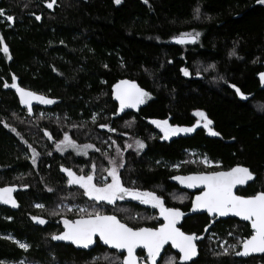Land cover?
<instances>
[{"label": "trees", "instance_id": "16d2710c", "mask_svg": "<svg viewBox=\"0 0 264 264\" xmlns=\"http://www.w3.org/2000/svg\"><path fill=\"white\" fill-rule=\"evenodd\" d=\"M43 1L0 0V37L9 49L8 54L0 50V185L22 192L23 210L19 219L0 220V228L27 238L31 254L43 258L44 250L52 246L45 233L53 226L35 227L26 210L42 202L46 205L42 212L49 217L45 210L54 199L85 204L89 198L84 189L69 185L63 169L87 174L91 160L100 171L110 168L118 158L116 144L124 129L145 142L141 154L132 157L129 173L137 184H129L131 189L161 184L166 186L161 193L167 195L174 187L170 182L174 172L167 163L184 159L186 149H197L221 161L224 168L249 167L257 175L250 191H264V89L259 81L264 70V4L123 0L116 6L112 0H70L51 14ZM7 16L14 19L8 26L1 24ZM193 33H199L195 43H171L175 37ZM13 75L17 86L41 93L54 104L29 111L19 102L15 88L4 87L12 84ZM122 80L137 83L149 98L137 110L118 115L115 86ZM40 110L59 112V117L41 116ZM197 111L205 113L219 135L200 130L169 144L159 141L147 122L171 116L191 125ZM95 112L99 117L93 121ZM68 131L80 142L93 143L96 150L89 157L60 153L57 144ZM233 222L217 223L212 231L222 237L229 232L251 234L247 228L242 234ZM209 224L206 215L184 224L185 230L202 237L197 263L264 264V255L240 260L215 250L211 228H205ZM20 255L14 244L0 239V258Z\"/></svg>", "mask_w": 264, "mask_h": 264}, {"label": "snow or ice", "instance_id": "6c2138e0", "mask_svg": "<svg viewBox=\"0 0 264 264\" xmlns=\"http://www.w3.org/2000/svg\"><path fill=\"white\" fill-rule=\"evenodd\" d=\"M147 2V0H145ZM56 0H50L47 6L52 8ZM119 4L120 0H115ZM257 3L264 4V0H257ZM199 10L197 9V12ZM2 12V10H0ZM39 19L40 17H36ZM8 21H12V16H7ZM199 36V33L191 34L194 40ZM179 43H184V39L180 38ZM0 45L5 54H8L9 49L6 44H3L0 37ZM234 54V53H232ZM184 75H188L187 69H182ZM261 82L264 83V73H260ZM123 86V87H122ZM4 87H12L20 93L21 103L30 104L32 99L39 100L44 104H51V99H46L43 96L35 95L30 91H25L19 88L16 84V77L13 75L12 84H4ZM116 87V98L120 101L121 109L129 103L135 107L139 103L144 102V98L149 94L143 89L138 88L134 82L121 81ZM232 87L235 88V85ZM237 93L242 98H246L245 94L236 89ZM31 111V108H29ZM196 115L203 118L204 127L208 128L212 121L208 120L203 111H197ZM95 117H93L94 119ZM164 132V137L177 132H192L196 125L192 127H177L170 126L167 120L153 121ZM200 121H197V125ZM107 127V125H101ZM114 131V129H112ZM212 135L219 133L211 132ZM137 146L143 148L141 141H137ZM93 145H76L75 141L71 140L67 133L64 134V140L57 144V148L61 151L64 148H74L83 151L86 148H91ZM33 151V163L37 155L35 149ZM94 167V166H93ZM69 177V185H79L84 189V195L93 198L97 201H107L114 203L117 199L123 200L125 196H131L133 199L140 200L145 204H153L160 209V215L164 218V223L158 228H130L126 224L121 223L116 216L100 215L93 213L87 215V218L81 216L76 220L63 221L64 231L59 235H53L54 240L70 241L73 244L88 248L94 243V237L99 236V239L104 244L111 245L116 249H126L128 255L124 257L123 264H137L133 255V250L141 245L147 249V260L149 264H155V259L160 253L164 244L171 241L173 247L179 250L180 261H188L196 255V245L194 241L198 238L195 234H185L176 227V223L184 214L179 209H169L163 206L161 200L151 192H141L136 189L125 188L122 186L117 174V168L108 169V175L112 177L111 183H104L102 186H97L93 183V175L77 176L71 169H63ZM181 183H188L189 187H195L197 184L205 185V191L195 197L193 201V209H206L208 213H215L219 216L234 213L236 216L242 217L251 222L253 233L250 237H242L238 243L242 246V251L237 252V255H249L251 253H264V192L256 193L253 196L242 197L233 194L232 189L235 185H242L247 180L252 179V173L245 167H234L228 172H211L208 174H198L188 177H175ZM13 188H0V201L15 206V200L11 197ZM43 207V205H37ZM84 209H81L83 212ZM34 221L44 224L45 220L40 217H32ZM19 243V242H18ZM21 248H27L25 243H19ZM234 247V246H233ZM169 264H174L170 261Z\"/></svg>", "mask_w": 264, "mask_h": 264}, {"label": "flooded vegetation", "instance_id": "af4514ba", "mask_svg": "<svg viewBox=\"0 0 264 264\" xmlns=\"http://www.w3.org/2000/svg\"><path fill=\"white\" fill-rule=\"evenodd\" d=\"M65 1H70V0H56V3L53 5L52 8H49L47 6L48 2H50V0H44L42 3V6L45 7V9L50 12L51 14H54L57 9H59L60 7H63L62 4ZM85 2H87V0H83ZM112 2L116 5L119 6L123 0H120V3L117 4L115 3V0H112ZM148 5V3H146ZM2 10V9H0ZM3 13V12H1ZM49 14V16L51 15ZM37 17H39V15H37ZM4 20H7L6 18H3ZM39 22L41 23V16L38 19ZM12 24L13 22L10 21ZM7 25V23L5 24ZM145 103H141L140 106L144 105ZM196 114V113H195ZM195 121L191 124V125H187V124H181L179 122H176L171 116L166 117V118H160L162 120H167L168 124L170 126H188V127H192L193 125H196V127L194 128V130L192 132H177L175 134L169 135L167 138H163L164 137V132L162 131V129L160 127H158L157 125L154 126L153 128L156 130V135L158 136L159 141H161V139H164V141L161 142H166V143H171L175 140H180V139H185L186 137H191L193 135H195L196 132L200 131V130H204L206 135H212L211 132H213V130L211 129V124L209 125L208 128L204 127V124L201 122L203 118L198 117L197 115ZM200 121V123L197 125V121ZM169 138H172L171 141H167ZM190 152H192V156H191V160H194L195 165L193 164H188L187 162V157L189 156ZM208 158V160L210 161V164H208V167H206L205 169L198 166L197 165V161H200L201 158ZM167 165L169 166L170 170H172L174 173L171 175L170 177V182L174 185V187L169 190L167 193L171 194L174 191H178V192H182L185 195H188L189 198H185V200L183 201H176V200H172L168 194H162L161 190H165L166 186H160L161 184H157L155 185V188H153L154 186H152L150 189H145L143 190L142 188H138L136 190H139L141 192H151L154 193L156 197H158L161 202L163 203V206L165 208H169V209H179L181 210L183 213H187L188 211L191 210L192 207V202L194 197L201 193V191L195 190V191H191V190H187V189H183L181 188L178 184L173 182V178L175 176L178 175H189V174H193V173H211V172H218V171H225V170H229L232 167L229 168H224L222 165L221 161H214L212 160L207 154L205 153H201V151L197 150V149H186L185 150V158L182 160H178V161H172V162H168ZM239 165V164H238ZM137 183L135 182L133 185H136ZM253 183H249L247 185V187H239L236 191L237 195L242 196V197H249V196H253L256 193L259 192H264L263 190H254V191H250V185H252ZM8 186L6 185H0V188L6 187ZM159 187H162V189H160ZM22 192H20L19 190H15V192H11V197L16 201L19 202L20 204V197H21ZM164 195V196H163ZM121 202V201H120ZM123 204L129 205L132 210L134 211V213L137 212H145L148 215H151L154 218H150L149 220H142L140 222H138V224H134L129 222L128 220H125L124 218H122L118 213L111 211V210H107V211H103V212H99L98 214L100 215H115L117 216L123 223L129 225L132 228H142V227H148V228H158L161 224H163V220L161 218L160 215V209L159 207L154 206L153 204L149 203V204H145L142 203L140 200L137 199H131L128 198L127 196H125V198L122 200ZM35 207L33 208V210H26V215L28 217V219L30 220V222L37 228H42V229H46L50 226H53L49 231V233H45L47 234L45 237L49 238L50 241H52L54 243L55 248L53 247V243L50 242L52 244V246H50L48 249H45V255L43 256V258L34 256L31 254L32 252V243L27 240V238H23L18 236L13 230H10L8 228H0V239L7 241V242H11L12 244H14L15 248H17L18 250L21 251V255L19 257H13L10 258V256H4L2 258H0V264H123V260L124 257L126 256V253H120L116 250H111L107 247H104L101 245L99 238H97L95 240V245L92 248H83L80 246H77L75 244H73L70 241H63V240H54L52 239L53 235H59L60 233H62L65 229H64V223L63 221L65 219L67 220H76L77 218H80L81 216L87 217V215H89V213L87 212V209L84 210L83 213L80 212V210L78 208H74L72 206H64L63 204H60L56 207H49L45 210V212L49 213V217L47 215H44V213L42 212L43 208L46 207V205L42 202H35L34 203ZM37 205H43V207H37ZM135 205V207L133 206ZM141 207V208H139ZM52 208H54V214L51 213ZM21 204L20 206H18L17 208H13L11 206V204L8 203H4L2 201H0V220L5 221V222H9V221H13L15 219H19L20 216L18 213L19 210H21ZM23 212V210H21ZM21 215V214H20ZM197 215H206L209 219L210 224L205 227L206 230L209 229V227H214L217 225V223H224L228 220H231L233 222V227L235 229H238L241 231L242 234L245 233V229L247 228L248 230H251V234L247 237H250L253 233V229L251 228V223L250 222H243L240 221L237 218H228V219H223L220 218L218 216L211 218L209 217L207 214H196L190 217H186L182 224H181V229L183 230L184 233L186 234H195L197 235V232L194 231H187L184 228V224L185 222L188 220L190 221V223L192 222H197ZM34 216H40L43 217L45 219H47V223L45 226H41L38 225L34 222V220L32 219V217ZM229 229V228H227ZM195 230V229H194ZM210 232H216V231H211ZM209 232V233H210ZM217 235H221L219 232H216ZM200 237V236H198ZM244 237L241 234H236V233H228L227 234V238H225L226 243L225 246H228V248L226 249L225 252H228L233 254L236 258L243 260V259H247V258H239L238 255L236 254L237 252L241 251L242 246L238 243V241L240 240V238ZM202 238V237H201ZM246 238V237H245ZM202 241V239H201ZM25 243L28 245V247L25 248H21L19 246V243ZM200 246V252H201V242L199 243ZM234 246V247H233ZM64 249L66 250V255H64ZM218 251H220L219 249H216ZM74 252L79 253L80 256L78 258V255L74 256ZM109 253V258H105L104 254L105 253ZM179 256L180 254L175 252L171 245H169L165 251L164 254L161 256V258L159 259V261H157L155 264H169L170 261L174 262V264H182L180 263L179 260ZM137 259L139 264H149L148 260H147V253L145 250H138L137 251ZM189 264H200L197 263V259L192 261ZM242 264H248V263H242Z\"/></svg>", "mask_w": 264, "mask_h": 264}, {"label": "rangeland", "instance_id": "374dc122", "mask_svg": "<svg viewBox=\"0 0 264 264\" xmlns=\"http://www.w3.org/2000/svg\"><path fill=\"white\" fill-rule=\"evenodd\" d=\"M16 84H17V82H16ZM148 98H149V96L144 98L143 103H145ZM46 99H49V98H46ZM52 101H53V103H51V104H44L43 103V104H41V106L42 107L52 106L55 102L54 100H52ZM260 109H262V108H260ZM39 115L46 116V117H59V112H47L44 110H40ZM93 117H95V118L92 120L96 121L97 118L99 117V112H95V115H93ZM201 122L204 124L203 119ZM105 125H107V124H105ZM125 130H128V129H124L123 132H121L122 140L119 144H116V148H117V152H118V158L116 159L115 162H113V163L111 162L112 166L110 168L116 167L117 168V174H118V177L120 179L122 186L125 188L131 189V186L129 184L135 183L134 177H131L130 173H129L130 170L132 169V165H131L132 164V157L134 155L139 156L141 154V151H142V148H139L137 146L136 142L141 141L143 143V145H145V142L141 138H139L135 133H133L130 129L128 131H125ZM66 133L71 138V140L75 141L76 145H79V146L93 145V147L86 148L83 151H80V150L74 149V148H64V150L61 151L60 149L57 148V150L60 153L72 152L75 155L80 156V157H89L91 155V152L96 150V147L93 143L80 142L79 139L73 137V134L71 131H68ZM63 140H64V136H63V139L61 141H63ZM191 156H192V152H190L189 156L187 157L188 158L187 162H188V164L195 165V163H192V162H194V160H191ZM129 157H131V158H129ZM208 164H210V161L208 160V158H205V157L201 158L200 161H197V165L204 168V169L206 167H208ZM90 165L91 166H90L87 174H83V175L82 174L80 175L77 173H75V174L77 176H85V177L88 176L89 174L93 175V183L96 184L97 186H102L104 183H111L112 182V177L108 175V169H110V168L106 169L105 167H103V169L100 171L99 167L96 165L94 160H91ZM159 188L162 189V187H159ZM167 194L169 197L171 196L170 198L172 200H176V201H183V200H185V198H187V199L189 198L188 195H185L184 193L178 192V191H174L171 194H169V193H167ZM88 198H89V200L83 205L78 204V203L71 204L67 201H61L58 199H54V201L50 204V207H56L60 204H63L64 206L68 205V206H72L74 208H78L80 210V212H81V209H84V210L87 209V212L89 214L111 210V211L118 213L125 220H128L129 222L134 223V224H138V222H140L142 220H149L150 218H154L145 212H137V213L133 214L134 211L132 210V208L129 205L123 204L121 199H117L114 203H108L107 201H97L93 198H90V197H88ZM83 212H81V213H83ZM51 213L54 214V208H52ZM209 237H210L211 242H215L214 243L215 246L213 245L215 250L220 248V252L228 254V252H225L226 249L228 248V246H225V243H226L225 238H227V237H222L221 235H217L216 232H210ZM109 256L110 255L107 252L104 254L105 258H109Z\"/></svg>", "mask_w": 264, "mask_h": 264}, {"label": "water", "instance_id": "95a60500", "mask_svg": "<svg viewBox=\"0 0 264 264\" xmlns=\"http://www.w3.org/2000/svg\"><path fill=\"white\" fill-rule=\"evenodd\" d=\"M12 21H14V20H12ZM180 38L184 39L185 42H184V43H179L178 41H179ZM196 41H197V38L193 40V39L191 38V35H186V36H178V37L173 38V39L171 40V43H173V44H182V45H185V44H192V43H195ZM261 73H264V70H263ZM122 81L133 82V81H130V80H122ZM259 81H260V88L264 89V83L261 82L260 75H259ZM120 82H121V81H120ZM120 82H119V83H120ZM134 83H135V82H134ZM135 85H136L138 88H140V87L137 85V83H135ZM18 87L24 89L25 91H30V92L34 93L35 95L45 97L43 94L38 93V92H35V91H33V90H31V89H28V88H26V87H23V86H18ZM122 87H123V86H122ZM140 89H141V88H140ZM15 92H16V95H17V97H18L19 102L21 103L20 93H18L17 90H15ZM115 95H116V91H115ZM117 101H118V104H119V109H118V113H119V114H118V115H122L123 113H126V112L135 111V110H137V108L141 105V103H139V104H137L135 107H133V106H131V104L129 103L126 107H124L123 109H121L120 101H119L118 99H117ZM21 104H22L23 106H25L26 108H28V109H29V108L33 109L34 107H36V106H38V105H41V104H43V103H41L39 100L32 99V100L30 101V104H23V103H21ZM153 121H163V120H159V119H151V118H150V119H148L147 122H148V124H150V125H152V126H156L157 124L153 123ZM177 127H188V126H177ZM171 139H172V138H169L167 141H171ZM161 141H164V139H161ZM237 166L245 167V168L249 169V171L252 173V179L247 180V181H246L244 184H242V185H239V184H238V185H235V186L233 187V189H232L233 194L236 195V196H239V195H237V193H236L237 189H238L239 187H247V185H248L249 183H253V182L256 180L257 175H256V174H255V173H254L249 167H247V166H245V165H235L234 167H237ZM234 167H232V168H234ZM232 168H231V169H232ZM231 169H229V170H231ZM229 170L218 171V172H228ZM198 174H208V173H193V174L184 175V176H182V175H178V176H175V177H188V176H193V175H198ZM175 177H174V178H175ZM174 178H173V182L176 183V184H178V185H179L181 188H183V189H187V190H191V191L198 190V191H201V193L205 191V185H203V184H197L195 187H189L187 182H185V183H181L180 180H178V179H174ZM6 187H11V188H13V186H11V185H8V186H6ZM3 188H5V187H3ZM12 192H15V188H13V191H12ZM201 193L197 194L196 196L200 195ZM196 196H195V197H196ZM127 197L133 199L131 196H127ZM195 197H194L193 201L195 200ZM11 206H12L13 208H17L18 206H20V204H19L18 201H16L15 206H13L12 204H11ZM180 212H182V211L180 210ZM182 213H183V212H182ZM183 214H184V215L181 216V217L179 218V220L177 221V223H176V227L179 228L180 231H182V232H183V230L181 229L180 226H181L183 220H184L186 217H190V216H193V215H196V214H207V215H208L209 217H211V218H214V217L218 216V217L223 218V219H228V218L233 217V218H237V219H239L240 221H243V222H250V221H248V220L243 219L242 217L236 216L234 213H228L227 215L219 216V215H217V214H215V213H212V214L208 213L206 209H193V202H192L191 210L188 211L187 213H183ZM110 216H115V215H110ZM34 217H40V216H34ZM116 217H117V216H116ZM40 218H42V219L45 220V223H44V224H40V223L37 222V221H34V222H35L36 224H38V225L45 226L48 220L45 219V218H43V217H40ZM85 218H87V217H85ZM161 218H162V220H163V222H164V218H163L162 216H161ZM77 219H78V218H77ZM117 219H118L121 223H123L118 217H117ZM250 223H251V222H250ZM123 224H125V223H123ZM126 225H127V224H126ZM127 226L130 227L129 225H127ZM130 228H132V227H130ZM142 228H148V227H142ZM134 229H135V228H134ZM185 234H186V233H185ZM197 237H198V236H197ZM97 238H99L98 234H97V236L94 237V243H93L92 245H90L88 248H92V247H94V245H95V240H96ZM201 239H202L201 237H198V238L194 241V243H195V245H196V255L193 256L190 260H188V261H180V263H182V264H189V263H191L192 261H194V260H196V259L199 258V256H200V246H199V243L201 242ZM99 240H100V239H99ZM100 243H101V245L104 246V247H107V248H109V249H111V250H116V251H118V252H120V253H126V256L128 255L126 249H116V248H114V247L111 246V245L104 244L103 241H101V240H100ZM169 245H171L172 249H173L175 252L179 253V250L176 249L175 247H173L172 244H171V241H169V242H167L166 244H164L163 247L161 248L160 253L157 255V257H156V259H155V263H156L157 261H159V259L161 258V256L164 254L165 249H166ZM140 249L145 250L146 253H147V249H145V248H144L143 246H141V245H138V246L133 250V255H134V257H135V259H136V261H137V264H139L138 259H137V251L140 250ZM241 251H242V248H241ZM241 251H240V252H241ZM179 254H180V253H179ZM147 255H148V253H147ZM262 255H264V253H251V254H249V255H247V256H245V255H238V257H239V258H248V257H252V256H262Z\"/></svg>", "mask_w": 264, "mask_h": 264}, {"label": "built area", "instance_id": "2783aa9c", "mask_svg": "<svg viewBox=\"0 0 264 264\" xmlns=\"http://www.w3.org/2000/svg\"><path fill=\"white\" fill-rule=\"evenodd\" d=\"M8 22H9L8 20L1 19V24H6V23L8 24ZM6 26H8V25H6ZM94 115H95V113H94Z\"/></svg>", "mask_w": 264, "mask_h": 264}, {"label": "bare ground", "instance_id": "6f19581e", "mask_svg": "<svg viewBox=\"0 0 264 264\" xmlns=\"http://www.w3.org/2000/svg\"><path fill=\"white\" fill-rule=\"evenodd\" d=\"M12 20H14V19H12ZM12 22H14V21H12Z\"/></svg>", "mask_w": 264, "mask_h": 264}]
</instances>
